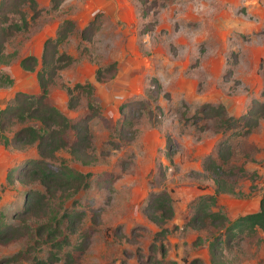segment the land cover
Segmentation results:
<instances>
[{
	"label": "rangeland",
	"instance_id": "1",
	"mask_svg": "<svg viewBox=\"0 0 264 264\" xmlns=\"http://www.w3.org/2000/svg\"><path fill=\"white\" fill-rule=\"evenodd\" d=\"M87 1L63 0L62 9L75 8L79 13L85 3L89 7ZM146 1L144 6L138 0H114L124 20L116 24L108 20L96 39L84 44L83 57L89 61L98 64L118 58L123 70H128L119 78L126 88H121L116 79L108 85L113 89H96L98 97L92 98L94 103L100 99L96 100L100 107L95 103L97 109L90 121L97 161L85 167L95 176L89 188L76 196L80 209L85 211L79 228L92 227L89 217L94 213L99 218L87 251L78 256L77 264H146L147 260L154 264L161 259L178 264L198 259L202 264H211L210 241L223 229L183 227L192 215V201L216 189L213 174L203 166L207 155L216 157L224 172L222 179L234 189L217 199L230 219L258 204L264 193V116L252 132L236 137L234 130L223 131L213 120L196 113L202 104L210 103L223 104L229 116H239L251 107L253 99L264 100V0ZM52 16L46 20L48 24L56 18ZM39 18L45 20V14ZM10 19L16 21L17 15L11 14ZM39 25L32 28L29 36L38 32ZM78 39L80 50L84 42L78 34L72 36V41ZM27 41L19 35L12 37L6 52L21 49ZM9 66L0 65V72L8 69L17 80L9 89H37L31 75L24 77L17 67ZM66 77L69 82L78 78L75 71L66 72ZM61 80L64 82L62 77ZM52 89L62 88L57 85ZM4 95L0 93V100ZM85 98L76 110L79 113L87 111L88 97ZM130 103V128H121L118 120L126 114L121 106ZM221 140L231 145V153L225 158L217 154ZM167 148L173 152L171 158L165 155ZM34 151L22 154L0 145V212L14 224H25L21 218H13L25 186L19 182L10 185L6 172L14 166L15 159L34 155ZM57 156L69 157L65 150ZM68 164L84 169L71 159ZM103 172L118 176L111 190L106 179L97 184L96 176ZM32 188L44 190L41 184ZM160 191L172 196L175 214L166 224L170 231L165 238L156 239L159 228L147 218L144 207L150 194ZM65 207H71L70 201ZM91 209L95 210L93 214ZM41 221L44 220L35 215L27 223L33 231ZM33 239L21 236L0 243V260L24 250ZM38 239L42 240L33 254L45 258L47 241L44 237ZM71 241L75 244L77 235H71ZM258 244L244 236L221 247L233 264H264V241ZM67 250L71 251V246L64 249ZM61 256L58 264L64 262Z\"/></svg>",
	"mask_w": 264,
	"mask_h": 264
},
{
	"label": "trees",
	"instance_id": "2",
	"mask_svg": "<svg viewBox=\"0 0 264 264\" xmlns=\"http://www.w3.org/2000/svg\"><path fill=\"white\" fill-rule=\"evenodd\" d=\"M53 9L57 8L62 0H52ZM141 5L146 0H138ZM41 11L35 0H3L0 6V65L8 66L19 57V50L6 52L7 43L12 37L19 35L22 41H26L36 25ZM146 15V9H142ZM16 14L17 20H11L10 15ZM101 15L95 17L80 31L77 32L75 22L72 19H64L59 24L54 38L45 41L43 53L38 62L34 56H26L20 60V67L29 72L36 70L39 92L37 94L17 92L4 107H0V145L25 153L34 149V155H26L14 161V166L6 172V181L10 185L19 182L24 185L22 201L15 208L13 218L19 219L24 225L14 224L5 220V215L0 212V243L10 242L21 236H34L47 241L48 251L45 258H41L33 251L39 248L42 239H33L24 250L14 253L12 256L0 260V264L17 263L20 260H30L31 264H58L63 255V264H77L78 256L85 253L89 241L97 230L98 213L91 209V226L80 229L79 225L84 220L85 211L79 207V199L76 196L89 188L91 178L95 175L85 167L97 161L93 153L90 131V121L97 107H100L95 99V84L91 82L74 83L69 85L61 80L60 72L64 68L78 62V58L60 52V47L67 41L70 35L78 34L82 40L80 56L86 50L87 42L93 40L100 28ZM2 24H6L5 26ZM24 44V43H22ZM116 62L99 66L95 71V80L103 82L107 76L113 77L116 71ZM13 78L6 72H0V89L13 86ZM59 85L67 94V109L75 111V117H68L62 110L51 103L50 90ZM87 98L86 112H77L82 107V99ZM264 96V88L261 92ZM86 99V98H85ZM137 101V100H136ZM131 105H122V113L125 116L118 120L121 128L131 125ZM97 106V107H95ZM205 119L213 120L219 128L234 130L236 137L246 136L257 128L264 116V100L253 99L251 107L239 116H229L223 104L204 103L197 110ZM198 116V115H197ZM202 117H197L198 119ZM168 149V148H167ZM64 151L68 158H58V153ZM218 156L225 158L231 153V145L227 140H221L218 144ZM25 151V152H24ZM173 152L168 149L165 155L172 157ZM79 162L82 170H77L68 164L69 160ZM22 160V161H21ZM21 161V162H20ZM18 163L16 167V164ZM21 166V167H20ZM204 168L214 176L216 189L214 193L200 195L190 204L192 215L183 227L196 229L220 228L223 233L210 241L209 262L211 264H233L223 255L221 245L239 241L247 236L260 244L263 241L259 230L264 234V193L260 198L259 209L255 212L238 215L230 219L225 210L218 206V195L223 192H233L234 189L226 185L222 179L223 169L217 163L216 157L207 155ZM85 170V171H83ZM97 184L108 182L107 187L118 179L115 173L103 172L98 174ZM34 184H41L43 191L32 188ZM3 189V187H1ZM70 201L71 207H65ZM217 209L214 210L213 208ZM147 218L157 225L154 238L163 239L170 231L167 222L175 214L174 201L168 191L151 193L144 207ZM225 211V212H224ZM40 216L41 221L33 231L28 226V220L34 216ZM71 235H77V241L72 244ZM222 236V237H221ZM200 239H197V243ZM196 243V241H195ZM258 244V245H259ZM71 246V251H64ZM164 256V249L162 250ZM150 264V260L145 262ZM202 264L200 260L193 259L190 264ZM154 264H178L176 261L155 260Z\"/></svg>",
	"mask_w": 264,
	"mask_h": 264
},
{
	"label": "crops",
	"instance_id": "3",
	"mask_svg": "<svg viewBox=\"0 0 264 264\" xmlns=\"http://www.w3.org/2000/svg\"><path fill=\"white\" fill-rule=\"evenodd\" d=\"M35 1L38 3L39 9L42 10L41 13L45 14L46 19L42 21H40V18L38 19L37 24L34 26L36 28V26L40 24L38 27V32L36 34L33 33L32 35L29 36V38L27 39L28 41L25 42V44H23L21 49H19V57L17 58V60L12 62L10 64L11 66L9 67L10 68L12 66L17 67V70L21 71L22 72L21 74H23L22 76L24 77H26L27 75H31L32 76L31 78L34 80L33 83L37 85V89H9L10 87L2 88L0 89V93H3L5 95L1 97L0 107H4L6 102L8 100H11L17 92H24V93H31V94H37L39 92V86H38L37 76H36V71H38L39 66L36 67V70L33 72L25 71L20 67V60L26 56H34L35 58H37L39 62L42 56V53H43L45 41L49 38L55 37L58 26L62 22V20L72 19L75 22L77 32H80L95 17V15L100 14L101 24H100L99 30L96 32L94 36L95 39L100 34V32H102V30L106 28L108 20L114 22L115 24L118 23V21L124 20V18H122L120 10L117 7V4L114 3V0H88L87 2H89V7L85 3L84 5L85 8L83 9L82 12H79V13L78 11H76L75 8L70 9L69 11H64V9H62L63 8L62 4H64L63 0L59 4V6L54 9H53L52 0H35ZM90 7H92V10L90 9ZM80 13L82 14L79 15ZM55 14H64V16L59 15L58 17ZM52 15H54L56 18L53 19L54 21L48 24V21L46 20L48 19V17H50L49 19H52L53 18ZM45 21L46 23L42 25V23H44ZM72 36H75V35H70L68 37L67 41L60 47V52H65L68 55L78 58L79 61L61 70L60 75L63 78L65 83H69V84L77 83V82L84 83L87 81L94 83L96 97H98L96 89H113L111 88L112 86H108V85H110L116 79L120 81L119 86L121 88H126L124 83L119 78H121L122 76H125L124 74L127 72L128 69L125 71L123 70V68L120 66L118 58H115L112 61H109V60L103 61V62L98 61V64L91 62L89 61L88 58L80 56V50L77 47L78 43L80 42V39H78V41H72ZM87 43H90V42H87ZM97 43L95 45H97ZM109 62L117 63L116 75H114L112 78L107 77V79L104 80L103 82H97L95 80V71L97 70V68L100 66L101 63L105 65ZM5 71L11 75L10 70L7 69ZM69 71H75L77 73L78 78L74 82H69L70 80H68L66 77V72H69ZM11 77L14 80L13 85L15 86L17 80L13 74L11 75ZM118 81H117V84H118ZM49 97H50L51 103L57 106L60 110H62L68 117L72 118L76 116L75 111H71L67 109L66 105H67L68 98H67L66 92L63 89H51ZM97 101L100 102V99L99 100L97 99ZM18 159H20V157ZM259 204H260V199H259L258 204H255L254 207H251V209L250 208L247 209L242 214L257 211L259 209ZM259 233L261 234L263 241H264V234L262 233L261 230H259Z\"/></svg>",
	"mask_w": 264,
	"mask_h": 264
}]
</instances>
